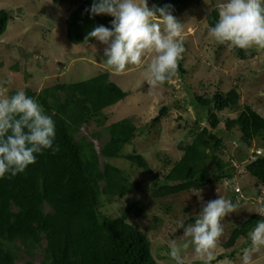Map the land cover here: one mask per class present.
<instances>
[{"label":"rangeland","instance_id":"1","mask_svg":"<svg viewBox=\"0 0 264 264\" xmlns=\"http://www.w3.org/2000/svg\"><path fill=\"white\" fill-rule=\"evenodd\" d=\"M76 1L72 4L52 0H0V9L10 16L0 36V90L5 97L18 90L39 93L60 83H78L107 73L109 81L127 96L103 110V126L94 121L83 124L75 138H86L99 152L107 140L103 128L129 119L136 132L130 143L122 148L121 155L142 156L150 171L122 157L106 159L130 182H139L140 188L123 198L104 200L100 207L102 215L123 218L128 207L139 203L141 215L127 222L146 236L157 264H175L168 255V242L175 239L178 245L185 243L184 229H177L178 221L185 220V227L194 224L202 204L219 195L225 199L232 197L239 207L222 220L224 234L211 264H242L243 250L250 246V237L239 238L230 248L224 245L233 228L264 207V185L256 183L245 170L246 164L255 159L254 152L263 149L264 140L256 138L246 146L240 141L238 129L225 131L224 121L235 118L245 105L264 116V50L244 52V58H240L235 49L229 50L209 37L205 18L223 0H200L199 4L173 14L184 24V73L177 74L166 85L150 88L146 73L151 56L144 57L141 66H129L123 75H117L104 63L107 45L96 39L88 45H74L68 41L65 19L82 0ZM148 5L153 8V0H148ZM231 89L239 94L238 103L234 110L218 113L221 123L217 135L222 138V145L212 148V157L216 159H209L207 169L214 170L212 177L227 172L232 178L215 181L200 190L153 198V189L182 157L183 148L203 127H208L201 119L202 110L193 105L194 97L211 98L217 92L226 94ZM162 109L165 113L155 122L154 118L160 116ZM93 133H99L100 137H93ZM99 161L105 162L102 157ZM216 161L227 165L218 169ZM181 254L187 258L186 264H202L192 246L182 249ZM41 261V250L29 256L20 247L14 264H41ZM253 261L264 264V248L254 254Z\"/></svg>","mask_w":264,"mask_h":264},{"label":"trees","instance_id":"2","mask_svg":"<svg viewBox=\"0 0 264 264\" xmlns=\"http://www.w3.org/2000/svg\"><path fill=\"white\" fill-rule=\"evenodd\" d=\"M199 2L153 0L154 7L172 5V14ZM92 3L93 0H82L65 19L66 37L74 45L93 43L95 38L85 41V37L96 26L112 29L107 22L113 17H93L85 11ZM217 9H212L205 18L209 28L215 26L218 19ZM9 19V13L0 9V36ZM235 51L244 58V50ZM182 64L181 60L177 74L184 73ZM15 93L13 91L11 95ZM25 93L42 105L45 113L55 121L54 143L60 146V151L52 154L51 150H43L36 154V163L25 172L11 178L6 174L0 179V264H14L20 247L29 256L41 250V264H157L146 236L127 222L141 215L139 203L128 207L123 218H109L100 212L104 200L123 198L140 188L139 182H130L106 159L122 157L150 171L142 156L121 155L122 148L133 139L136 127L129 119L104 127L107 140L99 152L86 138H75L83 124L94 121L103 126V110L122 101L127 93L110 82L107 73L78 83H60L39 93L31 90H25ZM238 99L235 89L226 94L217 92L211 98L194 97L193 105L202 110L201 119L208 127H203L183 148L182 157L153 189V198L200 190L215 181L232 178L227 172L212 177L214 170L207 169V165L212 148L222 145V138L217 135L221 123L218 113L234 110ZM164 113L165 109H162L154 121L158 122ZM224 128L226 132L238 129L240 141L246 146L256 138L264 140V116L248 105L235 118L226 119ZM92 136L99 138L100 134L93 133ZM254 156L245 170L256 183L264 185V154L255 151ZM99 157L105 162L101 164ZM215 165L222 169L227 164L216 161ZM230 199L235 203L232 197ZM261 219L264 218L259 214H253L233 228L224 246L230 248L239 238H248Z\"/></svg>","mask_w":264,"mask_h":264},{"label":"clouds","instance_id":"3","mask_svg":"<svg viewBox=\"0 0 264 264\" xmlns=\"http://www.w3.org/2000/svg\"><path fill=\"white\" fill-rule=\"evenodd\" d=\"M172 5L150 8L148 0H93L90 12L93 17L112 16L113 27H94L85 41L95 38L107 47L106 63L117 75H123L129 66L139 67L143 58L151 56L146 81L156 88L171 81L178 73L179 62L185 52L183 25L172 14ZM215 26L208 30L209 37L229 50H264V0H223L217 9ZM56 125L51 116L35 99L18 90L5 97L0 90V179L14 177L36 163V154L51 150L60 151L55 144ZM264 144V143H263ZM263 151V149H261ZM219 192V191H218ZM238 203L219 195L202 204V211L194 224L185 227L178 221L177 229H184L185 243L175 239L168 242L169 257L175 264H186L182 249L192 246L202 264L215 259L218 242L224 234L222 220L236 212ZM264 217V207L256 211ZM250 246L243 250L242 264H254V254L264 248V219L258 220L249 233Z\"/></svg>","mask_w":264,"mask_h":264},{"label":"water","instance_id":"4","mask_svg":"<svg viewBox=\"0 0 264 264\" xmlns=\"http://www.w3.org/2000/svg\"><path fill=\"white\" fill-rule=\"evenodd\" d=\"M112 21H113V20H112ZM112 21H108V22H107V25H108L109 27H113V25H112ZM257 153H258V154H261L262 151H258Z\"/></svg>","mask_w":264,"mask_h":264}]
</instances>
